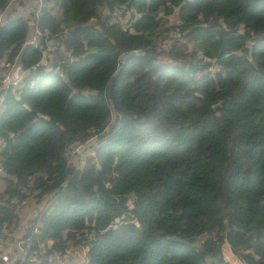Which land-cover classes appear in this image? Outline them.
Wrapping results in <instances>:
<instances>
[{
  "label": "trees",
  "instance_id": "trees-1",
  "mask_svg": "<svg viewBox=\"0 0 264 264\" xmlns=\"http://www.w3.org/2000/svg\"><path fill=\"white\" fill-rule=\"evenodd\" d=\"M12 1L0 66L32 72L0 90V224L44 197L15 264H231L225 242L264 264V0H42L35 47ZM174 28L187 44L163 61Z\"/></svg>",
  "mask_w": 264,
  "mask_h": 264
},
{
  "label": "built area",
  "instance_id": "built-area-1",
  "mask_svg": "<svg viewBox=\"0 0 264 264\" xmlns=\"http://www.w3.org/2000/svg\"><path fill=\"white\" fill-rule=\"evenodd\" d=\"M20 0H13L10 5L19 3ZM42 0H39L38 8L33 13V15H28L26 17L27 19V25L29 26V34L27 37V41L25 44H29L32 46L38 45L39 37L41 36V33L39 29L36 27V17L39 12V8L41 7ZM9 5V6H10ZM2 21V14H0V22ZM185 38L180 33V30L178 28H174L170 31L168 38L163 41L162 45L163 48L166 51H169L172 48L173 44L179 43ZM186 40V39H185ZM39 65H44V62H40L36 66L32 67V70H35V68ZM3 68L5 69V74L3 78L0 80V89H6L11 88L12 90H17L21 87L22 81L26 75L31 73L32 71L24 70L22 65L19 63L18 56L13 57L12 59L3 62ZM76 148L81 147L82 143L75 144ZM74 150L69 148L65 153V159L67 163H70L71 157L74 155ZM3 175V168L0 165V176ZM10 204L15 207V209H18L26 204V200L19 201L18 199H12L10 201ZM15 225L14 222H4L0 224V248L2 245L3 237H5V234L7 233V230L11 229ZM224 246L227 247L229 250V253L234 257L231 248L227 242L223 244L222 252ZM17 248L22 254V259H25L27 257V250L29 246L23 245L21 242L17 244ZM226 258V257H225ZM73 259L74 264H77L80 262V264H83L86 261V250L83 249L80 250H74L70 252H56L52 256L48 258L47 264H68L69 260ZM227 261H230L226 258ZM31 261H37L36 255H33L31 258ZM0 264H12L11 258L7 254L0 253Z\"/></svg>",
  "mask_w": 264,
  "mask_h": 264
},
{
  "label": "rangeland",
  "instance_id": "rangeland-1",
  "mask_svg": "<svg viewBox=\"0 0 264 264\" xmlns=\"http://www.w3.org/2000/svg\"><path fill=\"white\" fill-rule=\"evenodd\" d=\"M38 4H39V0H30V8H29L30 12L28 15L30 16L33 15V13L38 8ZM171 22L173 21L171 20ZM169 33L170 32L166 33L159 40H157V45H158L156 49V52L158 53L157 56L159 59L163 61H172L170 60L167 54V52L169 51H166L162 45L163 41L168 38ZM176 44L183 46L187 43H186V40L184 39L181 42L176 43ZM42 62H44V58ZM71 149L74 150L75 154L70 159L71 160L70 165H74L75 167H78V168L82 166V164L85 162V159L89 158L93 154V151L89 149L88 142L82 143V146L77 147V148H76V145H72ZM0 187H1V183H0ZM36 194L37 193L27 192V198L25 199L26 205L22 207L24 209H20V208L16 209L19 215V220L17 221V223H15V225L11 229L7 230V233L5 234V237H3V240H2L0 252L2 254H7L8 256L10 255L9 257L12 258L11 261L13 264L18 262L17 255L19 254V250L17 248V244L21 242L22 236L26 234V226L30 222L31 218L41 209L42 205L44 204V197L41 199L37 198ZM222 253H223V256L226 257L228 260L231 261L233 259L232 255L229 253V250L227 249L226 246H224ZM68 264H74L73 259H70ZM77 264H80V262H78Z\"/></svg>",
  "mask_w": 264,
  "mask_h": 264
},
{
  "label": "crops",
  "instance_id": "crops-1",
  "mask_svg": "<svg viewBox=\"0 0 264 264\" xmlns=\"http://www.w3.org/2000/svg\"><path fill=\"white\" fill-rule=\"evenodd\" d=\"M20 1H23L22 4H20ZM19 3L17 4H13L11 5L7 11H6V16L9 20L15 19L18 15L19 16H24L27 17L30 10V0H20ZM34 4V3H33ZM20 5V6H19ZM25 5V6H24ZM23 6V7H22ZM32 6V5H31ZM3 64H1V69H0V80L3 78L4 74H5V69L2 66ZM1 90V89H0ZM3 100V98L0 96V104L1 101ZM20 209H24V208H20ZM35 216V215H34ZM34 216L32 218H34ZM31 218V219H32ZM18 220H19V215H18ZM1 251V249H0ZM1 253V252H0ZM10 256V255H9ZM11 258V257H10ZM12 259V258H11ZM17 259L18 261L22 262L24 259H22V254L19 251V254L17 255ZM231 264H243L241 263L237 258L233 257V259L231 261H229ZM13 264V263H12ZM36 264H40V260L37 259Z\"/></svg>",
  "mask_w": 264,
  "mask_h": 264
}]
</instances>
